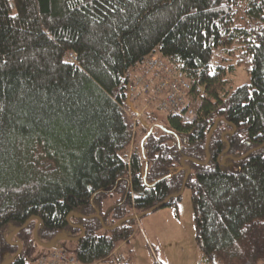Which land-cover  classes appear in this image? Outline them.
Masks as SVG:
<instances>
[{
  "label": "trees",
  "instance_id": "trees-1",
  "mask_svg": "<svg viewBox=\"0 0 264 264\" xmlns=\"http://www.w3.org/2000/svg\"><path fill=\"white\" fill-rule=\"evenodd\" d=\"M151 55L204 87L194 122L133 121ZM188 169L201 264H264V0H0V264L83 229L80 264L109 259Z\"/></svg>",
  "mask_w": 264,
  "mask_h": 264
},
{
  "label": "rangeland",
  "instance_id": "rangeland-1",
  "mask_svg": "<svg viewBox=\"0 0 264 264\" xmlns=\"http://www.w3.org/2000/svg\"><path fill=\"white\" fill-rule=\"evenodd\" d=\"M140 70L141 66H137L131 70L130 74L134 77ZM233 82L236 86L250 83V77L245 68L241 67L236 71ZM133 103L137 111L142 114L141 117H156L153 119L157 123H167L168 116L156 111L151 106L154 104H151L148 98L135 97ZM136 117V115L133 117L135 123ZM135 129L134 146H137L141 137V129ZM120 198L121 194L119 193L110 195L104 200L105 207L112 206ZM177 205L176 208L173 206L162 207L137 219V225L133 229V234L128 240L119 244V250L111 264L204 263V251L197 241L195 211L193 208L191 189H185ZM54 248L63 249L69 255L76 256L77 242L72 240H59ZM45 250L43 247L36 245L29 263L38 264V259L44 255L41 252H45Z\"/></svg>",
  "mask_w": 264,
  "mask_h": 264
},
{
  "label": "built area",
  "instance_id": "built-area-1",
  "mask_svg": "<svg viewBox=\"0 0 264 264\" xmlns=\"http://www.w3.org/2000/svg\"><path fill=\"white\" fill-rule=\"evenodd\" d=\"M75 60V56L73 55ZM204 87L194 90L187 74L161 55L149 56L140 72L131 79L129 93L148 98L156 111L167 116L181 117L188 122L197 119ZM136 121L142 114L137 112ZM38 264H80L75 256L63 249H52L38 259Z\"/></svg>",
  "mask_w": 264,
  "mask_h": 264
},
{
  "label": "water",
  "instance_id": "water-1",
  "mask_svg": "<svg viewBox=\"0 0 264 264\" xmlns=\"http://www.w3.org/2000/svg\"><path fill=\"white\" fill-rule=\"evenodd\" d=\"M156 127H157V128H161V129L167 131V129H166L163 125H160V124H155V125H153V126L150 128L149 132H148L147 135L142 139V142H141L142 153H143V156H144L145 159H146V153H145V141H146L147 138L153 133V131H154V129H155ZM214 130H215V128H214ZM214 130H213V132H214ZM213 132L211 133V135L213 134ZM211 135L209 136L207 146H208V144H209V142H210V140H211ZM148 169H149V163L146 162L145 175H147V173H148ZM188 170H189L188 175L186 176L185 181H184V184H183V187H182V190L180 191V193H179L178 195L170 196V197H168L163 203H161L160 205H157V206L153 207L152 209H150V210H148V211H146V212H144V213H142V214H137V215H134V216H132V217L126 218V219H124L123 221L137 220V219H139V218H142V217H144V216H146V215H148V214H150V213H152V212H154V211H156V210H159V209L162 208V207H165V205H166L171 199L176 198V197H181V196L183 195L185 189H186V183H187V180H188V178H189V175L191 174V170H190V169H188ZM71 216H74V214L72 213V214L68 217V220H69V221H70ZM95 216H97L98 218H100V220H101L102 225L104 226V228H106V229H112V228H110V227H107V226L104 224V220H103V218H102V216H101V214H100L99 212L96 213ZM89 218H92V216L89 217ZM123 221H121V222H123ZM121 222L117 223L113 228L117 227ZM39 224H40V221H39V223H38V225H37V227H36L35 233H34V234H35V238H37V228L39 227ZM26 225H27V224H25L22 228L17 229V230L14 231L11 235H9V237H8V241H11V239H12V238H13L18 232H20V231H21ZM82 229H83V228H82ZM84 234H85V230L83 229V233H82V235H81L79 238H71V237H68V236H57V237H55L50 243H48V244H46V243H40V245H41L42 247L46 248V249H53V248L55 247L56 242L59 241V240H72V241H77V240L81 239V238L84 236ZM18 245H19V247H20L19 252H18V253H17V254H16V255H15L10 261H8V262H11V261H12V260L18 255V254L22 253V251H23V245H22L21 243H18ZM213 259L215 260V258H213Z\"/></svg>",
  "mask_w": 264,
  "mask_h": 264
},
{
  "label": "crops",
  "instance_id": "crops-1",
  "mask_svg": "<svg viewBox=\"0 0 264 264\" xmlns=\"http://www.w3.org/2000/svg\"><path fill=\"white\" fill-rule=\"evenodd\" d=\"M119 246V245H118ZM56 249H58V248H56ZM119 250V247H117V249H116V251L113 253V255L109 258V259H107V260H105V261H99V262H96L95 264H111L112 263V260L115 258V256H116V254H117V251ZM46 252H41V254H45ZM40 254V255H41Z\"/></svg>",
  "mask_w": 264,
  "mask_h": 264
}]
</instances>
